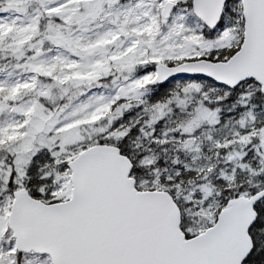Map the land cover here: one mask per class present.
I'll return each instance as SVG.
<instances>
[{
	"label": "snow or ice",
	"instance_id": "obj_1",
	"mask_svg": "<svg viewBox=\"0 0 264 264\" xmlns=\"http://www.w3.org/2000/svg\"><path fill=\"white\" fill-rule=\"evenodd\" d=\"M0 264H264V0H0Z\"/></svg>",
	"mask_w": 264,
	"mask_h": 264
}]
</instances>
